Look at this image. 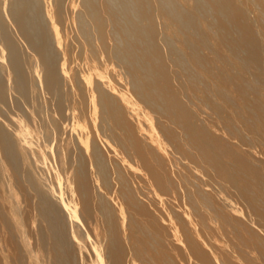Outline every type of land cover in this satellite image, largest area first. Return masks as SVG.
I'll return each mask as SVG.
<instances>
[{
	"label": "bare ground",
	"instance_id": "obj_1",
	"mask_svg": "<svg viewBox=\"0 0 264 264\" xmlns=\"http://www.w3.org/2000/svg\"><path fill=\"white\" fill-rule=\"evenodd\" d=\"M242 1L0 0V264H264Z\"/></svg>",
	"mask_w": 264,
	"mask_h": 264
},
{
	"label": "rangeland",
	"instance_id": "obj_2",
	"mask_svg": "<svg viewBox=\"0 0 264 264\" xmlns=\"http://www.w3.org/2000/svg\"><path fill=\"white\" fill-rule=\"evenodd\" d=\"M240 6H245L248 9V14L250 15V17L252 18H256L259 14V9L258 7L254 6V3L249 2L248 0H243L242 4ZM254 6V7H253ZM261 25V24H260ZM261 224L264 226V219H262ZM255 230L257 231V233L260 235V237H262V239L264 240V231L260 228V227H256ZM257 253L253 254V256H256ZM257 257V256H256ZM89 262L92 263L96 260V255L93 253L91 254V256L88 257ZM260 261V260H259ZM262 264V261H260ZM260 264V263H259Z\"/></svg>",
	"mask_w": 264,
	"mask_h": 264
}]
</instances>
